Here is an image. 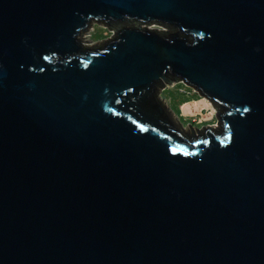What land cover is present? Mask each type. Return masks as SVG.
I'll use <instances>...</instances> for the list:
<instances>
[{"label": "water", "instance_id": "1", "mask_svg": "<svg viewBox=\"0 0 264 264\" xmlns=\"http://www.w3.org/2000/svg\"><path fill=\"white\" fill-rule=\"evenodd\" d=\"M0 264H264V0H0Z\"/></svg>", "mask_w": 264, "mask_h": 264}, {"label": "rangeland", "instance_id": "2", "mask_svg": "<svg viewBox=\"0 0 264 264\" xmlns=\"http://www.w3.org/2000/svg\"><path fill=\"white\" fill-rule=\"evenodd\" d=\"M146 28L150 29V30H156V31H166L165 28L162 27H157V26H147ZM103 35L105 36V38L103 37ZM111 36V32H109L107 29H105L102 26H98V25H94L91 29H89L85 34H83L82 39L89 45H95L97 43L103 42L105 40H107L108 38H110ZM178 89V88H177ZM161 95V94H160ZM163 99V96L161 97ZM180 99V98H179ZM203 100L204 105L207 104V108L208 109H212L209 105V103L207 101H205L204 99H201L198 95H193L189 98H187L186 101H188L187 103L180 105V106H174V104L169 103L167 104V102L163 99L164 104L169 107V109L171 110V112L173 113L174 117L176 118V120L178 121L179 125L181 126L182 130L184 132L189 133V128L188 125L194 129H202L206 126H212V125H216V118H215V111H213V115L210 118L207 119H203L200 117V114H195V115H185L183 114V109L186 105H188L189 103H191L192 101H198V100ZM185 102V101H184ZM183 102V103H184ZM205 107V109H207ZM181 112V114H180ZM178 113V114H177Z\"/></svg>", "mask_w": 264, "mask_h": 264}, {"label": "crops", "instance_id": "3", "mask_svg": "<svg viewBox=\"0 0 264 264\" xmlns=\"http://www.w3.org/2000/svg\"><path fill=\"white\" fill-rule=\"evenodd\" d=\"M183 84L177 83L173 85L172 87H165L162 90L159 91L160 96H163V99L167 102V104L172 103L174 106H180L184 101L189 98L188 96L181 94L180 89L183 88ZM178 88V89H177ZM180 98V99H179ZM178 114V113H177ZM181 114V112H180Z\"/></svg>", "mask_w": 264, "mask_h": 264}, {"label": "bare ground", "instance_id": "4", "mask_svg": "<svg viewBox=\"0 0 264 264\" xmlns=\"http://www.w3.org/2000/svg\"><path fill=\"white\" fill-rule=\"evenodd\" d=\"M203 99V98H201ZM206 101V100H205ZM207 104L204 105L203 100H198V101H192L191 103H189L188 105H186L183 109V114L185 115H195V114H200V117L203 119H207L212 117L213 115V109H208ZM205 107L207 109H205ZM211 107V106H210ZM212 108V107H211Z\"/></svg>", "mask_w": 264, "mask_h": 264}, {"label": "built area", "instance_id": "5", "mask_svg": "<svg viewBox=\"0 0 264 264\" xmlns=\"http://www.w3.org/2000/svg\"><path fill=\"white\" fill-rule=\"evenodd\" d=\"M179 91H180L181 94H184V95H186L188 97H191V96H193L195 94L197 95V92L194 89L189 88V87H187L185 85Z\"/></svg>", "mask_w": 264, "mask_h": 264}, {"label": "flooded vegetation", "instance_id": "6", "mask_svg": "<svg viewBox=\"0 0 264 264\" xmlns=\"http://www.w3.org/2000/svg\"><path fill=\"white\" fill-rule=\"evenodd\" d=\"M177 128V127H176ZM192 128V127H191ZM199 129H197V131H198ZM184 134L183 135H185V136H187V137H190L191 135L190 134H188L187 132H183Z\"/></svg>", "mask_w": 264, "mask_h": 264}, {"label": "trees", "instance_id": "7", "mask_svg": "<svg viewBox=\"0 0 264 264\" xmlns=\"http://www.w3.org/2000/svg\"><path fill=\"white\" fill-rule=\"evenodd\" d=\"M103 37L105 38V36L103 35ZM196 100H198V99H196ZM188 101H185L184 103H182L181 105H183V104H185V103H187Z\"/></svg>", "mask_w": 264, "mask_h": 264}]
</instances>
